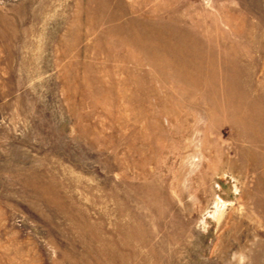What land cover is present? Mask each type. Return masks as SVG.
<instances>
[{
    "label": "rangeland",
    "instance_id": "obj_1",
    "mask_svg": "<svg viewBox=\"0 0 264 264\" xmlns=\"http://www.w3.org/2000/svg\"><path fill=\"white\" fill-rule=\"evenodd\" d=\"M0 264H264V0H0Z\"/></svg>",
    "mask_w": 264,
    "mask_h": 264
}]
</instances>
